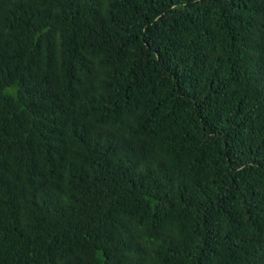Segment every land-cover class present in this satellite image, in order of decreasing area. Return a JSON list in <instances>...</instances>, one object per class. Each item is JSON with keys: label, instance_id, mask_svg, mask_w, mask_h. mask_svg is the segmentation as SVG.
<instances>
[{"label": "trees", "instance_id": "trees-1", "mask_svg": "<svg viewBox=\"0 0 264 264\" xmlns=\"http://www.w3.org/2000/svg\"><path fill=\"white\" fill-rule=\"evenodd\" d=\"M0 264H264V0H0Z\"/></svg>", "mask_w": 264, "mask_h": 264}]
</instances>
